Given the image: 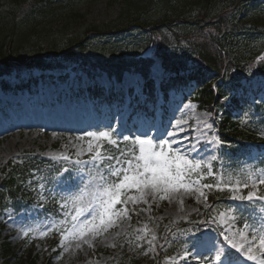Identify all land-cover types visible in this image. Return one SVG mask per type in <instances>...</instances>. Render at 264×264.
<instances>
[{
	"label": "rangeland",
	"instance_id": "rangeland-1",
	"mask_svg": "<svg viewBox=\"0 0 264 264\" xmlns=\"http://www.w3.org/2000/svg\"><path fill=\"white\" fill-rule=\"evenodd\" d=\"M11 0H0V9H6L10 6ZM118 0H72V11H70L71 19L66 22V20L60 19L54 25V29H60L64 27L66 33H73L75 31H83L90 26H101L104 23H109L113 21L120 13L121 4L117 2ZM263 1V0H262ZM244 24L249 26L255 22L259 23V28L264 30V9H252L251 7H245L243 12L238 16ZM151 22L155 23L156 18L153 16L150 18ZM5 23V22H4ZM6 24V23H5ZM1 25V24H0ZM7 25V24H6ZM58 39H60L58 37ZM94 39L99 40L100 38L95 37ZM41 46L45 47L44 43ZM45 49V48H43ZM45 52V51H44ZM154 51L151 50L150 54ZM62 65H58L53 71H47L41 78L42 71L40 69H29L23 67L22 73L17 75L13 72L12 75L6 77L10 84L18 83L19 79H29L37 77L38 80L36 84L32 85L30 90H35L37 94L32 96L28 93V90L21 91L15 88V94H10L2 88V83H0V105L3 106L4 103L8 101H17L18 105H8L14 115L17 117L20 112L23 114L24 107L36 113H41V110L52 111L56 115H60L58 118L62 119L63 122L57 126L61 128L60 130L49 129L48 131L44 128L38 130V135L33 136L27 135L25 129H20L19 133L15 131L16 146H12L10 149L6 150V143L2 137H0V180L3 176L5 166L12 161H19L20 157L27 154L42 155L49 158L50 153H60L64 152L75 159L76 149L73 147L75 144L83 143L82 141H72L71 137H77L76 132H70V130L80 129L83 123L89 120L90 122H97V113L93 108H89L86 105L88 99L83 101L82 98L77 96V90L79 85H77L78 79L80 78L82 83L81 86L86 85L83 82L88 81L94 85L101 87L108 86L109 84L114 85L115 92L121 91L122 103H115L114 109L111 106H106L103 104L101 107L103 111L112 110V113L117 111V109L122 108L125 112L126 110L133 109V105H129V101H133L134 95H139L143 99V94L141 91V85L143 84V79L141 75H134L129 71L121 78V84L114 82L113 78H109L104 72L87 70L84 66L81 70H74L75 67L80 65H74L65 61H61ZM90 76L87 75V73ZM154 73V71H153ZM51 74L52 79L49 78ZM87 81V82H88ZM128 84L133 88V96L129 97L126 94ZM256 82V81H255ZM264 80L262 81V83ZM245 83V82H244ZM247 83V82H246ZM257 83L259 81L257 80ZM253 88V87H252ZM252 88L247 87V92L250 94ZM63 90L61 93L60 91ZM107 92V91H106ZM60 93V95H59ZM38 94L46 96H54L57 98L59 95L60 103L56 105L57 111L50 108V106L45 108L40 107L41 100ZM5 98L8 100L4 101ZM121 98V97H120ZM181 99V95L175 94L170 95V100L167 103L170 112L175 107L181 103L175 102V99ZM264 99V95L259 99ZM196 107L191 109V116L193 122L195 121H208L212 123L211 114L207 111L198 108V103H195ZM87 111H86V109ZM42 108V109H41ZM43 113V112H42ZM5 114V112H4ZM143 115V112H141ZM12 116L8 119H0L1 122L13 121ZM197 117H201L200 120ZM141 118H144L142 116ZM168 121V120H167ZM70 122V123H69ZM159 123V121H158ZM107 125V124H106ZM94 126V128H89L90 131H98L100 128L106 126ZM120 124H116L115 128L119 129ZM123 127V126H122ZM121 127V128H122ZM147 128L148 124L141 125L140 129ZM155 131L158 127L156 124L153 125ZM165 127V125L163 126ZM204 127V125H202ZM47 128V127H46ZM84 128V127H83ZM82 128V129H83ZM88 130V127H87ZM82 132V131H81ZM57 133V134H56ZM82 135V134H80ZM209 137L216 135L214 130L208 133ZM217 136V135H216ZM70 147L71 149H66ZM124 147H121L123 149ZM3 149V150H2ZM211 149H215L212 151ZM114 152V150H110ZM255 146H250L248 150L243 152L241 155L240 163L241 169H249L250 172H254L259 168H264V165L258 164L256 162L260 157L264 156V152L259 154ZM207 161V159L215 155L217 159L212 161V169L216 172L214 166L217 160H220V147L219 145H211L208 152L202 153ZM83 159H87V154H85ZM261 161V160H260ZM258 164V165H257ZM70 165V164H69ZM72 167V165H70ZM68 174L64 172L57 174L56 177L53 176V181L51 185L43 175L37 172H33L27 181L21 184V188L25 190V194L29 195L31 198L28 203H24L23 206L27 205L23 210L16 213L12 207H7L5 210L0 211V264H146L152 259L161 256L168 263V258L171 257L174 260V264H185V261L180 259L185 253V250L195 252L196 249L191 248L193 243V236H200L201 233L207 234L209 237H213L216 240H222V237L217 235V231L202 232L197 231V228H191L189 231L175 234L181 224L188 223L189 221H197L200 219L205 207L203 203V198L201 202H197L195 196L198 193L185 192L184 190H178L172 193L167 199H161L157 196L155 200L152 197H147L148 202H139L133 204L131 200H128L126 205L129 217H122L119 223L117 220L113 221L114 227L108 229L106 232H101L95 239L90 235H86L83 238H69L65 240L64 244L61 245L62 233L66 231L67 228L71 226V216L75 215L76 207H86L88 201L91 199L87 194L85 195V200L83 204L77 202L76 205L68 200L67 197L71 194L67 192L64 188L65 182H67ZM212 178H206L202 181H210ZM214 180V179H213ZM215 181V180H214ZM41 185L44 187L41 188ZM139 193L135 189H131L127 193H122V199H127L128 196H137ZM189 196L186 198V196ZM247 193H245L246 195ZM41 196L44 199H41ZM28 197V198H29ZM181 201L183 203L181 204ZM56 202V212H47L44 209L45 204ZM208 202V201H207ZM67 203L66 207H62ZM233 203V202H232ZM235 204V203H234ZM173 206V207H172ZM120 207V205H117ZM197 209V211H193ZM228 208L224 209L225 212ZM243 221H237L236 227H241ZM53 225L52 230L49 231V226ZM214 229L217 226H213ZM226 225L220 226L219 230H223ZM31 229L29 235L25 237L23 232ZM146 230V231H145ZM41 232H45L44 236H41ZM56 234V235H55ZM155 236L156 239L153 241L155 245V251H149L148 241L152 240ZM143 237V239H141ZM211 242L208 244V248H211ZM89 248V250H88ZM94 248V249H92ZM88 250V251H86ZM203 252H209L215 256L214 251L201 249V255ZM209 257V256H207ZM196 262V259L190 257L187 264H192ZM250 264H255V262H250Z\"/></svg>",
	"mask_w": 264,
	"mask_h": 264
},
{
	"label": "snow or ice",
	"instance_id": "snow-or-ice-1",
	"mask_svg": "<svg viewBox=\"0 0 264 264\" xmlns=\"http://www.w3.org/2000/svg\"><path fill=\"white\" fill-rule=\"evenodd\" d=\"M195 70L187 69L190 72ZM185 107L191 110L196 105L189 101ZM187 124L188 121L182 124L176 120L174 124L169 122V125L153 132L152 128L117 129L109 123L98 131H85L76 137L83 143L73 145L76 149L75 159L64 152L48 154L52 161L72 165L64 168L68 174L64 188L71 193L67 199L76 205L77 202L84 203L86 194L91 197L86 207L75 208L70 228L62 233L61 245L69 238L95 237L112 227L115 219L129 217L126 207L128 200L137 204L147 203L148 196L153 200L157 196L167 199L182 189L198 193L195 196L197 202L203 198L205 207L210 208L212 205L207 203L208 194L226 191L229 193L228 199L235 204H230L225 212L213 216L210 221L201 222L209 227L216 225L217 235L222 240L204 233L193 236L191 248L196 251L185 250L180 259L185 264L190 257L199 261L201 249H204L215 252L216 264H246L247 261L264 264V168L249 172L245 180L225 179L223 171L214 172L212 169V161L217 157L212 155L206 161L202 154L208 152L211 145L222 144L219 136L208 135L214 124L204 122L203 130L199 127L191 129L195 135L188 134ZM126 131L130 134H125ZM181 133L186 134L181 136ZM122 144L125 145L123 149ZM110 149H115L117 154H112ZM85 154L87 159L82 158ZM206 178L214 179L215 183H202ZM131 189H135L139 195L122 199V193ZM41 199L44 197L41 196ZM66 206L67 203L62 205ZM239 220L243 223L237 228ZM222 225L226 227L221 231ZM52 227L50 225L48 230L51 231ZM29 231L31 229L24 231L23 235L27 237ZM45 234L41 232V236ZM155 239L153 236L148 241L149 251H155ZM209 242L212 245L210 249L207 247ZM168 264H174L173 258H168Z\"/></svg>",
	"mask_w": 264,
	"mask_h": 264
},
{
	"label": "trees",
	"instance_id": "trees-1",
	"mask_svg": "<svg viewBox=\"0 0 264 264\" xmlns=\"http://www.w3.org/2000/svg\"><path fill=\"white\" fill-rule=\"evenodd\" d=\"M119 2L120 13L113 21L97 27L90 26L67 36L66 29L52 28L57 20L69 18L64 15L72 8L69 6L70 0H64V4H57L56 0H11L9 11L0 10V17L6 14L2 19H6L8 23L7 27L0 23L5 27L0 29V73L7 71L12 64L23 62L46 67L50 65V60L42 55L47 52L46 55L51 57L61 50L68 58H78L81 54L83 62L87 65L94 63L102 69L105 68L111 75H120L125 64L116 57L108 56L117 50L113 43L109 44V49L107 45L102 48L97 44L90 47L82 44L85 40L83 37L91 32H112L135 24L147 28L160 23L164 26L157 29L161 39L150 37L148 43L141 44L138 50L146 51V47L155 44L157 55L163 59L168 70H180L189 62L196 63L197 71L191 78H199L201 87L196 90L194 99L216 115L222 111L217 124L227 143L243 138L264 140V117L241 121L223 109V98L229 95L226 84H235L241 77L264 75V30L259 28L258 22L245 26L238 18L243 8H258L257 3L253 4L252 0ZM153 16L156 18L155 23L150 20ZM41 43H44L45 47L41 46ZM170 46L173 50L168 52ZM103 51H107V54ZM136 58L130 57V60L137 62ZM217 78H221L223 82L218 84L215 90L212 81ZM27 164L26 169H18L6 180L12 194H18L20 191L19 176L28 173L30 168ZM1 190L0 188V204L3 194ZM147 264L158 263L150 261Z\"/></svg>",
	"mask_w": 264,
	"mask_h": 264
},
{
	"label": "bare ground",
	"instance_id": "bare-ground-1",
	"mask_svg": "<svg viewBox=\"0 0 264 264\" xmlns=\"http://www.w3.org/2000/svg\"><path fill=\"white\" fill-rule=\"evenodd\" d=\"M40 97H45V96H40ZM23 113H24V115H22L21 116V118H20V121L21 122H26V120L28 119V115H31L32 116V118H33V122H31V123H27L26 124V126H23L22 124H19V125H17L16 127H15V129H9V127L8 126H5V127H3V128H0L1 129V131H0V134L2 135V138L4 139V141H5V143H6V145H7V147H6V150H8V149H10L12 146H16L15 144H16V136H15V131H17L18 133H19V131H20V129H26L25 130V133H27V135H30V136H33V135H35V134H37L38 135V130H40V128H44L45 130H49V129H47L46 127H44V126H40V124H39V122H37L36 121V114H35V112H30V111H28V110H24L23 111ZM57 117V116H56ZM193 118H192V116H191V114H190V109H188V108H186L185 106L184 107H179L178 109H175V111H174V116H173V119H172V121H171V123L172 124H174L175 123V121L176 120H180L181 121V123L183 124V122L184 121H188V124H187V127H188V129H189V133L188 134H193V135H195V133L194 132H191V125H194L195 126V128L196 127H199V128H201V124L203 123V122H201V121H199V123H198V121H195L193 124H192V122H193V120H192ZM197 119L198 120H200L201 119V117H197ZM58 122H60V121H63V120H61V119H59L58 118ZM37 123V124H36ZM49 128H51V129H54V130H59L57 127H52L51 125H49ZM4 129H7V130H4ZM202 130L204 129V128H201ZM169 130H171V129H169ZM71 133L74 131L73 129L72 130H69ZM20 134V133H19ZM57 134V133H56ZM186 133H181L180 135L181 136H183V135H185ZM77 135H79L80 136V134H79V132H77ZM71 140L72 141H78L77 139H76V137H71ZM66 149H71L70 147H67ZM3 150V149H2ZM139 195V194H138ZM171 196H172V194H171ZM148 197H150V196H148ZM188 197H190L189 196V194H188V196H186V198H188ZM173 207V206H172ZM122 218V217H121ZM121 218H119V219H115V220H117V222L119 223V221H121ZM114 227V224H113V226L112 227H110L111 229ZM109 228V229H110ZM97 236H95V237H92L93 239H95ZM92 249H94V248H92ZM88 250H89V248H88ZM88 250H86V251H88Z\"/></svg>",
	"mask_w": 264,
	"mask_h": 264
}]
</instances>
